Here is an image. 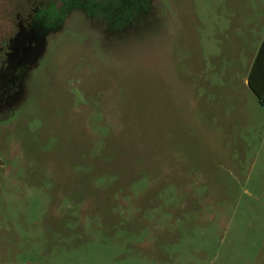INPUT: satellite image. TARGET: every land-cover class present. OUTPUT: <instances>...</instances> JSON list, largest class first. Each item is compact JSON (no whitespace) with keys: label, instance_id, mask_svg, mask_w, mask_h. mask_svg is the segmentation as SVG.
Returning <instances> with one entry per match:
<instances>
[{"label":"rangeland","instance_id":"rangeland-1","mask_svg":"<svg viewBox=\"0 0 264 264\" xmlns=\"http://www.w3.org/2000/svg\"><path fill=\"white\" fill-rule=\"evenodd\" d=\"M202 3L0 0V264H264V106Z\"/></svg>","mask_w":264,"mask_h":264},{"label":"crops","instance_id":"crops-1","mask_svg":"<svg viewBox=\"0 0 264 264\" xmlns=\"http://www.w3.org/2000/svg\"><path fill=\"white\" fill-rule=\"evenodd\" d=\"M201 2L196 8L195 18L199 27L198 38L203 45L204 42L207 44L202 55L208 59L217 58L213 67L219 66L221 75L225 69L234 68L237 76L249 87V74L264 42V0ZM258 66L259 69L264 68V57ZM255 74L260 77L262 69Z\"/></svg>","mask_w":264,"mask_h":264},{"label":"trees","instance_id":"trees-1","mask_svg":"<svg viewBox=\"0 0 264 264\" xmlns=\"http://www.w3.org/2000/svg\"><path fill=\"white\" fill-rule=\"evenodd\" d=\"M41 13H43V12H41ZM30 15L31 14H29L28 17H30ZM38 18H43V23H46V19L44 17V14H40L38 16ZM12 42H13V37H11L8 40V44H6L7 49H8V46H10L12 44ZM8 54L9 53L6 52L7 56H8ZM263 57H264V42L262 43V45L259 48V51H258L257 56L255 58L254 64L251 68V71L249 74V80H248L249 87L251 88V90L255 94L258 102L262 106H264V68H260V69H262V75L260 77H259V74H255V72L257 73L260 70L258 65H259V61ZM4 71H5V69L3 68V65L0 66V78L4 74ZM257 77H259V78H257Z\"/></svg>","mask_w":264,"mask_h":264},{"label":"flooded vegetation","instance_id":"flooded-vegetation-1","mask_svg":"<svg viewBox=\"0 0 264 264\" xmlns=\"http://www.w3.org/2000/svg\"><path fill=\"white\" fill-rule=\"evenodd\" d=\"M51 1H54V2H55V1H59V0H51ZM69 1H70V0H69ZM9 66H10V65H7V66L5 67V71H6V70H7V71L9 70Z\"/></svg>","mask_w":264,"mask_h":264}]
</instances>
